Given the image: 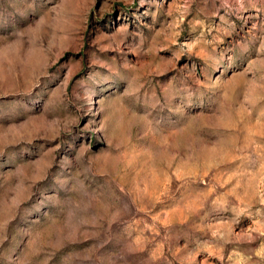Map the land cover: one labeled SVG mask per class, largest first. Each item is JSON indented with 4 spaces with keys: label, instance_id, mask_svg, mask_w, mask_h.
Here are the masks:
<instances>
[{
    "label": "rangeland",
    "instance_id": "rangeland-1",
    "mask_svg": "<svg viewBox=\"0 0 264 264\" xmlns=\"http://www.w3.org/2000/svg\"><path fill=\"white\" fill-rule=\"evenodd\" d=\"M0 264H264V0H0Z\"/></svg>",
    "mask_w": 264,
    "mask_h": 264
}]
</instances>
